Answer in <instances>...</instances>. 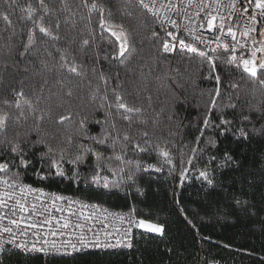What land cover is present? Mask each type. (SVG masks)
<instances>
[{"label": "trees", "instance_id": "trees-1", "mask_svg": "<svg viewBox=\"0 0 264 264\" xmlns=\"http://www.w3.org/2000/svg\"><path fill=\"white\" fill-rule=\"evenodd\" d=\"M29 3L60 39L36 29L35 44L25 52L33 27L22 19ZM45 4L47 10L38 0H15V5L0 0V16L12 21L9 26L0 19V113L10 116L0 132V162H8L10 170L0 174L128 214L134 208L136 217L164 230L137 233L129 250L60 257L6 249L0 264H264V70L253 77L224 51L198 48L212 57L214 68L198 53H165L167 29L129 0ZM122 31L129 50L117 58L123 37L112 33ZM62 55L82 75L62 68ZM113 89L141 112L118 110ZM21 111L27 119L16 120ZM60 116L69 119L61 122ZM221 118L231 121L224 134L215 127ZM241 128L247 136L238 139ZM16 143L30 162L27 167L10 151ZM49 147L53 152L45 156ZM122 149L125 160L144 167L137 171L115 160ZM161 151L170 153L172 164L158 155ZM225 152L232 157L226 165ZM61 153L63 175H57L50 164ZM97 153L103 157L99 169ZM77 156L81 160L74 162ZM185 169L188 178L181 181ZM204 170L213 185L197 179Z\"/></svg>", "mask_w": 264, "mask_h": 264}, {"label": "built area", "instance_id": "built-area-1", "mask_svg": "<svg viewBox=\"0 0 264 264\" xmlns=\"http://www.w3.org/2000/svg\"><path fill=\"white\" fill-rule=\"evenodd\" d=\"M134 2L145 13L153 18L157 23L167 29L168 33L171 32L173 36L165 41L169 44H175V48L167 54L173 55L181 49L179 39H184L185 43L192 44L209 53H216L220 51L228 52L232 57H236L237 63L244 69L242 63L243 59L255 60L257 66L261 60H264V51L257 52L258 48L264 46V17H261L259 10L255 8V0H252V6L249 8L247 15L243 14V8L247 6L245 3L236 2V0H171V4L175 7L169 11L167 9L168 0H155V8L159 11L153 12L149 9L143 8L139 4V0H129ZM145 3H152V0H145ZM235 3V7H232ZM161 4L165 7L161 8ZM201 7L204 8L201 11ZM178 9V10H177ZM215 15L214 27L208 28L207 21L211 18L209 15ZM255 15L257 23L251 21V16ZM168 16V20L164 17ZM176 21L173 25L169 21ZM224 24L223 31L219 30V25ZM231 26L235 32V40L232 36L227 34L228 27ZM250 28H255L249 36L242 35L243 32ZM173 37H177L173 39ZM196 37L201 39L197 40ZM164 42V43H165ZM228 44L229 49H225L224 45ZM215 50V51H213ZM255 52V57L253 53ZM259 67H257V71ZM2 178L8 176L0 174ZM30 185L34 189H40L41 192L30 193L27 196L29 203H35L38 210L42 211L41 205L49 209L48 212L43 213L41 216L33 217L36 222H42L44 219H51V225H44L42 228H27L26 234L20 235V232L27 227L28 213H24L25 223H22L19 228L12 225L9 219L0 221V240L4 241L3 248H0V254L6 249H14L27 255H41V256H74L89 251H119L129 250L131 247H125L123 244L117 245V240H125V231L129 230L128 238L133 244L135 235L139 232H147L160 234L150 231L147 227H140L138 225L141 218L135 215L107 208L97 203L87 202L78 198L71 197L56 191L48 190L40 186L24 183L17 180V192L19 193V185ZM9 190L7 185L0 183V192ZM56 197H64L65 199H56ZM53 200H55V207H53ZM88 205L89 207H83ZM91 205H98V208H92ZM61 209V211H57ZM106 210V211H104ZM7 212V210H3ZM123 216V219L119 217ZM54 217V219H52ZM19 219V216L13 217ZM129 219L133 223H129ZM68 221L70 226L62 228L61 225ZM59 221V223H57ZM146 223H150L145 221ZM79 225V227L77 226ZM4 227L12 228V233L4 232ZM55 233V235H53ZM13 234L16 236L15 244L9 243ZM88 241L87 246H82L80 243L81 237ZM45 240L48 244H45ZM52 242H55L57 247L66 245L67 250L63 249L59 252L51 248ZM75 244L77 251H73L70 245ZM99 242L101 246H95ZM25 244V248L17 247V245ZM35 244L37 248H47V252L31 251L32 245ZM104 244L117 245L116 247H104Z\"/></svg>", "mask_w": 264, "mask_h": 264}, {"label": "snow or ice", "instance_id": "snow-or-ice-1", "mask_svg": "<svg viewBox=\"0 0 264 264\" xmlns=\"http://www.w3.org/2000/svg\"><path fill=\"white\" fill-rule=\"evenodd\" d=\"M192 0H189V3L191 4ZM236 2L239 3H245V0H236ZM39 6L41 9L47 10L48 6L45 4V0H38ZM86 3V0H85ZM247 6H245L243 8V14L247 15L249 13V8L252 6V0H246ZM139 4L145 8V9H149L150 11H153L154 13L159 11L158 9L155 8V0H152V3H145V0H139ZM13 5H15V0H13ZM11 6V5H10ZM98 7V5L93 2L91 4V8L92 9H96ZM165 5L161 4V8H164ZM175 6L171 4V0H168V4H167V9L169 11L173 10ZM232 7H235V3H233ZM255 8L259 10V14L261 17H264V0H255ZM178 10V9H177ZM204 8L201 7V11H203ZM209 15L211 16L210 19H208L207 24H208V28L212 29L214 27V21L216 20V16L215 15H211V13H209ZM37 16H39V18L37 19ZM0 19H3V21L11 26L12 21L9 19V16L7 14H3L2 16H0ZM22 19L31 22V24L33 25L32 28H29L28 30V35H27V43L25 44V52L28 51L29 46L34 45L35 44V31L36 29L39 30V32L41 34H43L46 37L51 38L53 41H58L60 39L59 35H56L53 33L52 29L50 27H46L44 25V16L43 15H39V13L37 12V10L35 8L32 7L31 3L28 4L27 9H26V15L24 17H22ZM165 20H168V16L164 17ZM251 21L253 23H257V18L255 15L251 16ZM170 23H172L173 25H176V21L172 20L169 21ZM102 23H104V21H102ZM121 29L123 28V26H120ZM55 28L59 29L60 28V23L59 21L56 22L55 24ZM224 29V24L219 25V30L223 31ZM252 31H256L255 28H250L247 31L243 32L242 35L244 36H249L250 33ZM114 36H117V39H121V37H123L120 48H119V52L116 53V57L117 58H122L125 56L126 52L129 50V44H128V39L127 36L123 33V31L121 32L120 35H117V33L113 32L112 33ZM227 34L231 35L233 40H235V32H233L232 27L229 26L227 29ZM155 35V33H154ZM169 36H173V34L171 32L168 33ZM261 35H264V32L261 33ZM177 37H173V39H176ZM197 40L201 39L200 37H196ZM89 41L88 40H84L83 44L84 45H88ZM179 45L181 49H187L190 52L193 53H198L201 57H206L209 62L212 64V67H215V63L212 61V57L208 56L207 53L200 51L197 47L193 46L192 44H188L185 43L184 39H179ZM175 44H169L168 42H165L163 44V51L164 52H170L175 48ZM225 49H229V45L225 44L224 45ZM215 51V50H213ZM257 52H261L264 51V46H262L261 48H258L256 50ZM25 53H21V55H24ZM253 57H255V52L253 53ZM236 57H231V61H235ZM242 63L244 65V69L245 71L249 72L253 77L257 76V67H259V69L264 70V60H261L259 65L257 66L255 60H248V59H243ZM61 67L62 68H66V70L70 73V74H75L77 76L82 75V73L78 70V68L75 65H69L68 61H67V57L62 55L61 56ZM101 79H104L103 75H101ZM217 83L219 84L221 78L219 75H216L215 77ZM105 83H107V81L105 80ZM260 83L264 84V80H261ZM233 87H235V85H233ZM114 95H115V99H116V108L119 109H123L124 112L126 113H140L141 109L139 108H133V107H129L127 104H125L123 102V98L120 94L116 93V90L113 89L112 90ZM220 94L219 92V88H217L216 90V95L218 96ZM17 95H23V92L18 93ZM68 95H71V91L68 92ZM107 97H105L106 99ZM16 107L19 108L20 105L19 103L16 104ZM213 107H215V101H213ZM21 117H23L24 119H27V116H25V113L23 111L20 112V115L16 117V120H19ZM125 120H131V116L130 115H125L123 117ZM10 119L9 114L7 113H0V132L5 131L6 127H7V122ZM39 120H43L44 117L43 115L38 117ZM69 117L68 116H60L59 120L61 122L68 120ZM247 119V118H245ZM210 125V121L206 118L204 120V126L208 127ZM231 125V121H228L226 119L221 118L220 124L219 125H215V127L221 128V134H224L228 131H230V127H226V126H230ZM145 136L147 135V133L144 134ZM201 136H203V131H201ZM247 133L244 131L243 128H241L239 130V136L237 137L239 138H246ZM200 136H198L196 138L197 143L200 141ZM124 139L127 141L129 138L127 136L124 137ZM3 141H0V143H2ZM105 140H100L99 143H104ZM40 143H43V141L41 140ZM208 144H210L212 147H216L217 145V141L215 140H208ZM10 151L12 153H16L20 156V164L23 165L24 167H27L28 164L30 163L28 160L24 159V154H23V148L19 145V143L13 144L12 147L10 148ZM141 152H145L147 151V149L145 148H141L140 149ZM193 153L196 152V149H192ZM53 152L52 148H48V152L44 153L45 156L49 155L50 153ZM97 168L99 169L101 167V162L103 160L102 154L97 153ZM158 155L163 156L165 159V162L168 164H172V158L169 152L167 151H161L158 153ZM115 160L119 161L122 164H128V165H134L135 169L137 171H140L144 166L141 164L140 161H131V160H125L124 159V151L122 149V154L121 155H117L114 157ZM216 159L215 156L210 158V163L212 161H214ZM64 160V156L63 153H61L59 159H52L51 160V164H50V168H53L56 170V174L57 175H63V170L61 168V162ZM81 160L80 156L76 157V161L74 162H78ZM232 161V157L225 152L224 153V164L226 165L227 163ZM192 161L189 160V164H191ZM147 168H151L154 167L153 165H147ZM8 170H10V164L8 162H0V172H7ZM109 171L115 173L117 171L119 172H124L123 168H119V169H115V168H108ZM187 172V169L184 170V172H181L180 174V179L181 181L187 179L188 177L185 175V173ZM15 175H19L18 173ZM129 178L131 179V176H129ZM203 179V181H206L208 185H213L214 184V180L210 177L209 172L207 170L204 171H200L199 172V176L197 177V179ZM93 181L94 182H99V178L98 176H93ZM0 183H3L5 185H7L8 189L7 191H3L0 192V221H2L3 219H9V222L12 225H15L17 228L20 227V225L22 223H25V218H24V213H28V223H27V227L20 232V235H24L26 234L27 228H42L44 225H51V219H44L42 222H36L35 220H33V217L36 216H41L43 215V213H46L49 211V209L43 205H41L42 211L37 209V206L35 203H29L27 196L30 193H35V192H41L42 190L40 189H34L32 188L30 185H19V193L17 192V180L14 177H8V178H2L0 177ZM104 188H108L109 185L107 182H105L103 184ZM56 199H65L64 197H56ZM242 203H246V202H242L240 200H236V204L240 205ZM53 207H55V200H53ZM83 207H89L88 205H83ZM90 207L92 208H98L100 206L98 205H91ZM7 210V212H4L3 210ZM57 211H61V209H57ZM106 211V210H104ZM135 213V209L133 208L130 211V216L134 215ZM19 216V219H14L13 217H17ZM120 219H123V216L119 217ZM54 219V217L52 218ZM134 221L129 219V223H133ZM57 223H59V221H57ZM138 225L140 227H147L150 231L152 232H156V233H163L164 230V226L163 225H157L154 223H146L143 219L139 220ZM70 226L69 222L66 220L61 227L62 228H68ZM79 227V225H77ZM4 232H8V233H12V228L10 227H4L3 228ZM130 231L127 230L125 231V233L123 234L124 237L126 238L125 240H117V245L119 244H123L125 247H132V243L130 238H128V232ZM53 235H55V233H53ZM16 241V236L15 234H13L12 239L9 241V243H13L15 244ZM80 243L82 246H87L88 245V241L86 239L83 238V236L81 237ZM45 244H48V241L45 240ZM68 245H70V247L72 248L73 251H77V247L75 244H71V242H67ZM4 245V241L0 240V248H3ZM117 245H111V244H104V247H116ZM97 247L101 246L99 244V242H97V244L95 245ZM17 247H21V248H25L27 249V246L25 244H20L17 245ZM51 248L57 252L61 251L62 249L64 251L67 250L66 245H61L60 247H57L55 242H52L51 244ZM31 251H40V252H47L48 249L47 248H37L35 244L32 245L31 247Z\"/></svg>", "mask_w": 264, "mask_h": 264}]
</instances>
